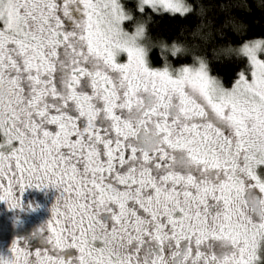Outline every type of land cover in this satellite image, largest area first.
Segmentation results:
<instances>
[{"label":"snow or ice","instance_id":"snow-or-ice-1","mask_svg":"<svg viewBox=\"0 0 264 264\" xmlns=\"http://www.w3.org/2000/svg\"><path fill=\"white\" fill-rule=\"evenodd\" d=\"M190 11L0 0V264H264V39L231 87L196 44L154 65L136 17Z\"/></svg>","mask_w":264,"mask_h":264},{"label":"trees","instance_id":"trees-1","mask_svg":"<svg viewBox=\"0 0 264 264\" xmlns=\"http://www.w3.org/2000/svg\"><path fill=\"white\" fill-rule=\"evenodd\" d=\"M127 9L130 11L136 0H126ZM191 11L184 17H173L166 14L163 17L137 16L135 24L143 23L148 29V35L154 50L151 59L154 65L163 63L162 57L170 55L173 43L189 47L187 59L183 63H191V45H198L197 54L206 55L209 69L213 76L225 82L227 87L237 79L238 74L244 69L240 58L226 55L227 49H236L246 41L264 39V0H185ZM224 5L228 6L225 14ZM212 22L223 25L213 28ZM204 26V27H202ZM205 33L207 39H201L195 33ZM170 45L169 51L162 50V46ZM178 66L174 60L169 61Z\"/></svg>","mask_w":264,"mask_h":264},{"label":"flooded vegetation","instance_id":"flooded-vegetation-1","mask_svg":"<svg viewBox=\"0 0 264 264\" xmlns=\"http://www.w3.org/2000/svg\"><path fill=\"white\" fill-rule=\"evenodd\" d=\"M29 198H36L40 201L44 200V194L41 193H29ZM6 207V206H5ZM6 209V208H5ZM1 212V211H0ZM25 217V226H34V222L36 220V217L34 216H28L26 213L21 214L19 217L20 219H24ZM14 223L11 219V215L7 213L6 210H4L2 213H0V243L7 242L9 245L11 244L12 239H14Z\"/></svg>","mask_w":264,"mask_h":264},{"label":"rangeland","instance_id":"rangeland-1","mask_svg":"<svg viewBox=\"0 0 264 264\" xmlns=\"http://www.w3.org/2000/svg\"><path fill=\"white\" fill-rule=\"evenodd\" d=\"M136 2H137V0H136ZM256 39H262V38H256ZM252 40H253V39H252ZM240 46H241V45H240ZM240 46H239V47H240ZM239 47H238V48H239ZM168 48H170V45H168ZM238 48H236V49H238ZM172 65L174 66L175 64H172ZM229 87H231V86H229ZM5 206H6V205H5ZM5 206H4V209H5V208L7 209V206H6V207H5ZM6 209H5V210H6ZM2 212H3V211H1L0 213H2Z\"/></svg>","mask_w":264,"mask_h":264}]
</instances>
